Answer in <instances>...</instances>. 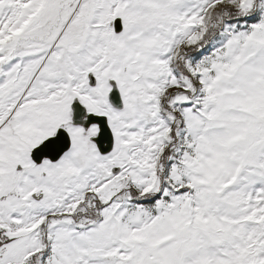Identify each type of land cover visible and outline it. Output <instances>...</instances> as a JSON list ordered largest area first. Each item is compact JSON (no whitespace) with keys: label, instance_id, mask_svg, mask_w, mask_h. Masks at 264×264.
<instances>
[{"label":"snow or ice","instance_id":"6c2138e0","mask_svg":"<svg viewBox=\"0 0 264 264\" xmlns=\"http://www.w3.org/2000/svg\"><path fill=\"white\" fill-rule=\"evenodd\" d=\"M0 264H264V0H0Z\"/></svg>","mask_w":264,"mask_h":264}]
</instances>
